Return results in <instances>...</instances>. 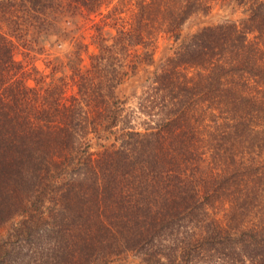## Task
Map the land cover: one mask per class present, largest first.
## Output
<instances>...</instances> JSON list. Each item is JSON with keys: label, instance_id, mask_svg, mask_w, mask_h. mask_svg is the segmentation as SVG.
<instances>
[{"label": "trees", "instance_id": "16d2710c", "mask_svg": "<svg viewBox=\"0 0 264 264\" xmlns=\"http://www.w3.org/2000/svg\"><path fill=\"white\" fill-rule=\"evenodd\" d=\"M5 225L0 264H264V0H0Z\"/></svg>", "mask_w": 264, "mask_h": 264}, {"label": "rangeland", "instance_id": "374dc122", "mask_svg": "<svg viewBox=\"0 0 264 264\" xmlns=\"http://www.w3.org/2000/svg\"><path fill=\"white\" fill-rule=\"evenodd\" d=\"M226 9H217L216 7L213 8L208 15L205 17H202V19H194L192 22H190L188 29H195L196 26H200L203 24H212L219 20L221 17H229L227 7ZM193 24V25H191ZM1 29L3 31H7V28L4 25H1ZM69 24L65 26V33L64 36H49L44 44L45 53L39 54L35 56H23L24 48H22L17 42L14 41V47L12 49L13 57L16 60H21L24 68L26 69V72H30V66L33 65L36 67L38 71H45L43 69L44 62L47 58H50L52 56H62L64 53H66L70 48V40L76 39V40H82L83 42H87L88 40V28L87 23L83 22L82 20L79 21V26L74 29H70L69 31ZM185 30V29H184ZM70 38V40H69ZM162 53L161 47H158L155 53L156 57H159ZM31 74L28 73L27 76ZM29 83H31L29 81ZM8 226H2L0 227V235L4 236L5 230ZM41 245V244H40ZM43 246L41 245V248ZM24 249L21 250L23 252ZM26 251V250H25ZM25 255L29 258H24V261H28L29 263H33V259L29 257L31 255L30 252L26 251ZM24 262V263H26ZM106 264H143L139 257L136 255H132L130 253L119 255L118 257H113L110 259Z\"/></svg>", "mask_w": 264, "mask_h": 264}]
</instances>
